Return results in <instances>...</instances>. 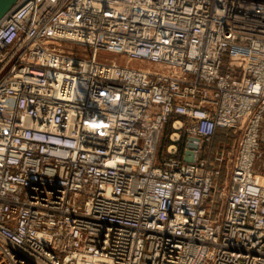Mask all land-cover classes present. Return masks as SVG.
Wrapping results in <instances>:
<instances>
[{"label": "built area", "instance_id": "2783aa9c", "mask_svg": "<svg viewBox=\"0 0 264 264\" xmlns=\"http://www.w3.org/2000/svg\"><path fill=\"white\" fill-rule=\"evenodd\" d=\"M219 129L235 154L201 157ZM0 264H264V0H19L0 21Z\"/></svg>", "mask_w": 264, "mask_h": 264}, {"label": "rangeland", "instance_id": "374dc122", "mask_svg": "<svg viewBox=\"0 0 264 264\" xmlns=\"http://www.w3.org/2000/svg\"><path fill=\"white\" fill-rule=\"evenodd\" d=\"M80 53V52H79ZM100 57H105L108 58L109 60H117L116 62L118 64L121 65H125L126 62L124 59H122L119 56L116 55H111L105 52H100L99 53ZM139 64H134L135 67H137ZM139 66H149V65H139ZM171 130V126L168 124L165 127V131L162 135V145H161V149H160V153H159V158H162V156L165 155L166 152V145L167 143V137L168 134L170 133ZM231 131L228 132H220L217 134V139L214 140V138L212 139V141L209 144H206L203 147V151L201 153V157H214L217 158L218 155L224 154L227 157V154H232L234 155L238 146V143L240 141L241 135L242 133L237 131L236 129H229ZM214 146V151L212 150ZM230 147V149L228 150V148ZM213 154V156H212ZM228 169L229 166L225 163L223 166V169L220 173V175L215 179V189L217 190L216 196L214 198V202H215V209L219 208L220 205H223V200L221 197V193L223 192V189L226 188L227 186H229L230 182L227 181L229 180L228 178ZM260 172V171H258ZM209 205H211L210 201L208 203Z\"/></svg>", "mask_w": 264, "mask_h": 264}, {"label": "water", "instance_id": "95a60500", "mask_svg": "<svg viewBox=\"0 0 264 264\" xmlns=\"http://www.w3.org/2000/svg\"><path fill=\"white\" fill-rule=\"evenodd\" d=\"M19 2V0H0V21L2 18ZM174 130L176 131L171 135V142L173 143L172 146L169 147L168 153L171 155H175L177 153V146L176 144L180 141L181 137L178 131L182 128V123L177 121L173 125ZM199 144V139L191 138L189 143V148L184 154V161L188 163H194L197 158V153L192 151L193 149H197Z\"/></svg>", "mask_w": 264, "mask_h": 264}, {"label": "trees", "instance_id": "16d2710c", "mask_svg": "<svg viewBox=\"0 0 264 264\" xmlns=\"http://www.w3.org/2000/svg\"><path fill=\"white\" fill-rule=\"evenodd\" d=\"M228 131H231V130H229V129H219L218 131H217V133L215 134V136H214V140H216L217 139V134L218 133H220V132H228ZM230 149V147L228 148V150ZM213 151H214V146H213V149H212ZM212 156H213V154H212ZM212 159H215L214 157L212 158Z\"/></svg>", "mask_w": 264, "mask_h": 264}, {"label": "crops", "instance_id": "0c3cea01", "mask_svg": "<svg viewBox=\"0 0 264 264\" xmlns=\"http://www.w3.org/2000/svg\"><path fill=\"white\" fill-rule=\"evenodd\" d=\"M161 145H162V140H161L160 145H159V153H160Z\"/></svg>", "mask_w": 264, "mask_h": 264}]
</instances>
